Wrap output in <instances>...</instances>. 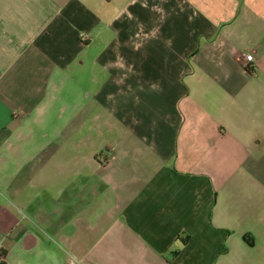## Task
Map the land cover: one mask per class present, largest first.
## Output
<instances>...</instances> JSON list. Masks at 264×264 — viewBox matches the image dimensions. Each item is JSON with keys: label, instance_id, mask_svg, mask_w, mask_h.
<instances>
[{"label": "crops", "instance_id": "obj_1", "mask_svg": "<svg viewBox=\"0 0 264 264\" xmlns=\"http://www.w3.org/2000/svg\"><path fill=\"white\" fill-rule=\"evenodd\" d=\"M2 261L264 264V0H0Z\"/></svg>", "mask_w": 264, "mask_h": 264}, {"label": "built area", "instance_id": "obj_2", "mask_svg": "<svg viewBox=\"0 0 264 264\" xmlns=\"http://www.w3.org/2000/svg\"><path fill=\"white\" fill-rule=\"evenodd\" d=\"M246 60L248 61L247 62V64L245 65L247 68H249V69H253L254 68V66H253V61L255 60V57H254V55H253V53H251V54H248L247 56H246ZM252 63V64H251Z\"/></svg>", "mask_w": 264, "mask_h": 264}, {"label": "trees", "instance_id": "obj_3", "mask_svg": "<svg viewBox=\"0 0 264 264\" xmlns=\"http://www.w3.org/2000/svg\"><path fill=\"white\" fill-rule=\"evenodd\" d=\"M1 256H4V253H2V252H1ZM2 263H3V264H5V262H4V261H2Z\"/></svg>", "mask_w": 264, "mask_h": 264}]
</instances>
